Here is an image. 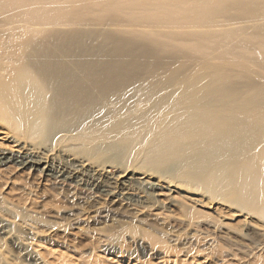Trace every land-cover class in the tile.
<instances>
[{
    "label": "bare ground",
    "instance_id": "1",
    "mask_svg": "<svg viewBox=\"0 0 264 264\" xmlns=\"http://www.w3.org/2000/svg\"><path fill=\"white\" fill-rule=\"evenodd\" d=\"M0 124V167L141 203L176 175L264 222V0H0Z\"/></svg>",
    "mask_w": 264,
    "mask_h": 264
},
{
    "label": "rangeland",
    "instance_id": "2",
    "mask_svg": "<svg viewBox=\"0 0 264 264\" xmlns=\"http://www.w3.org/2000/svg\"><path fill=\"white\" fill-rule=\"evenodd\" d=\"M168 42L182 50L177 66L191 41ZM16 144L23 142L1 128L0 148L14 152ZM43 152L61 160L55 150ZM10 167H0V264H264V222L191 189V180L185 186L173 175L157 202H127L99 192L83 174L69 183L75 168H54L65 179Z\"/></svg>",
    "mask_w": 264,
    "mask_h": 264
}]
</instances>
